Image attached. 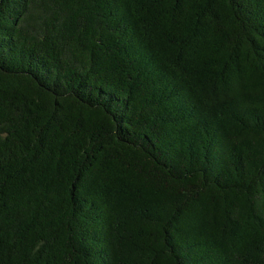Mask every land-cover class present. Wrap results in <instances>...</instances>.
Returning a JSON list of instances; mask_svg holds the SVG:
<instances>
[{
    "label": "trees",
    "instance_id": "trees-1",
    "mask_svg": "<svg viewBox=\"0 0 264 264\" xmlns=\"http://www.w3.org/2000/svg\"><path fill=\"white\" fill-rule=\"evenodd\" d=\"M0 264H264V0H0Z\"/></svg>",
    "mask_w": 264,
    "mask_h": 264
}]
</instances>
